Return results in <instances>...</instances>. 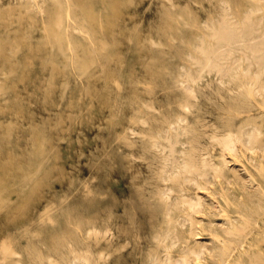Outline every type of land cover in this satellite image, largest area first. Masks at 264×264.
Listing matches in <instances>:
<instances>
[{
  "label": "rangeland",
  "instance_id": "rangeland-1",
  "mask_svg": "<svg viewBox=\"0 0 264 264\" xmlns=\"http://www.w3.org/2000/svg\"><path fill=\"white\" fill-rule=\"evenodd\" d=\"M225 24L264 31V0H0V264H72L87 247V264H150L152 253L169 264L190 233L210 242L215 224L200 234V222L218 216L217 197L231 205V169L248 165L243 143L232 151L220 138L264 130V91L240 98L249 87L227 76L202 70L184 98L194 44ZM171 125L181 133L169 155L158 135ZM192 146L209 162L197 182L177 174ZM90 226L99 233L86 236ZM167 226L173 243L156 247Z\"/></svg>",
  "mask_w": 264,
  "mask_h": 264
},
{
  "label": "bare ground",
  "instance_id": "bare-ground-1",
  "mask_svg": "<svg viewBox=\"0 0 264 264\" xmlns=\"http://www.w3.org/2000/svg\"><path fill=\"white\" fill-rule=\"evenodd\" d=\"M211 28L213 29H211L213 32L211 36L214 37L213 41L205 43L204 40L200 39V36V41L194 44L199 55L191 56V58L198 63V69L192 72L189 67H185L182 71L183 78L180 84L183 85L184 98L189 99L191 97L195 99L191 84L200 78L202 70L214 71L220 78V82L218 81L220 84L225 76L238 86L246 84L249 89L238 90L240 98H244L242 95L250 91H264V80H260L262 71H264V31L255 34L254 32L258 28L252 24H248L243 30H236L230 24ZM237 51H240L242 55L234 54ZM240 59L245 61V65L242 67L239 64L236 66V63ZM253 64L256 66L255 71L250 70ZM183 101L186 102L187 100L183 99ZM231 102L228 101V104L233 105ZM186 107L185 105L183 106L184 109ZM169 128L166 131L163 130L158 136L166 140L169 147L168 150L171 152L169 155H172L174 144L177 142L181 129L173 125ZM159 137H155L150 142V146H160ZM215 139H217V136ZM237 141L243 143V147H245L248 165L244 174L239 173L237 169H231L232 179L225 187V190L231 196V205L223 212L220 198L217 197L218 216L200 222V234L207 228L208 223L215 224L214 235L211 237L210 242L208 243L205 239L206 237L201 235L193 237L194 235L190 233L183 240L180 256L172 260L167 253L162 261L166 260L165 262H169V264H241L244 260H249V264H264V167H262L264 165V130H260L254 125H239L235 130L227 129L225 135L220 138L222 147L232 151L235 149ZM193 150L194 147L192 146L190 152L187 154L188 157L180 163L177 170L179 173L177 174H181L184 178L197 182L195 174L204 179L207 178L209 162L204 159L197 160L193 155ZM167 159L169 161L166 163L163 171H161L160 178H165V174L170 172L174 167L176 159L173 156ZM215 172L220 173L221 167H216ZM162 190L158 193L159 203L165 205V190L164 188ZM188 204L190 205L189 207L196 208L199 205V197L189 198ZM165 209H167V205ZM167 221L171 222L172 218L168 217ZM86 231L87 233H85L88 237L96 235L97 232L99 233L94 226H90ZM106 231L107 228L104 234ZM153 236L156 247L163 246L164 241L167 239L173 243L174 239L170 226H167L161 233H156ZM260 242L262 243L260 244ZM83 251L80 253L76 248L72 249V264H81L82 261L86 262V264L87 262H91L92 250L87 247ZM148 259L150 264H156L161 260L155 253L149 254ZM93 264H95L94 260Z\"/></svg>",
  "mask_w": 264,
  "mask_h": 264
}]
</instances>
